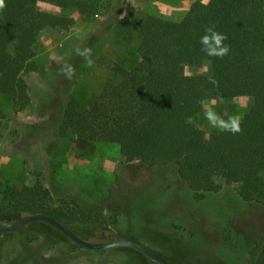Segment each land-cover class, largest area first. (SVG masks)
Listing matches in <instances>:
<instances>
[{"label": "rangeland", "instance_id": "1", "mask_svg": "<svg viewBox=\"0 0 264 264\" xmlns=\"http://www.w3.org/2000/svg\"><path fill=\"white\" fill-rule=\"evenodd\" d=\"M76 1L79 7L64 11L46 2L37 5L74 24L64 35L45 29L38 36L37 69L24 75L28 103L14 106L8 100L12 91L0 88V220H9L2 215L7 207L1 192L28 187L48 191L57 203L75 201L89 219L71 226L82 240L100 242L108 238L103 233L113 234L171 264H249L250 250L264 247V206L243 201L235 186L221 179L226 146L218 139L221 130L204 113L243 118L250 96L207 97L203 111L192 118L202 139L182 140L174 160L165 165L127 162L115 144L81 140L72 131L57 134L63 101L79 86L83 96L100 92L112 80L110 64L138 52L134 27L141 16L178 21L202 0ZM77 47L92 50L91 66L76 55ZM65 62L75 68L71 79L59 71ZM172 71L205 76L208 59ZM0 264L155 263L129 247L78 246L48 224L35 222L0 234Z\"/></svg>", "mask_w": 264, "mask_h": 264}, {"label": "trees", "instance_id": "2", "mask_svg": "<svg viewBox=\"0 0 264 264\" xmlns=\"http://www.w3.org/2000/svg\"><path fill=\"white\" fill-rule=\"evenodd\" d=\"M41 2L61 11L80 6L76 0H5L6 8L0 11V88L12 91L8 100L20 108L29 100L24 75L37 69L38 36L45 29L64 35L74 24L65 15L39 11ZM209 24L227 36L224 43L230 51L223 58L201 51L199 40ZM134 29L140 40L138 52L110 64L112 80L100 92L83 96L79 86L63 101L57 134L72 131L81 140L115 144L127 162L165 165L174 160L182 140L202 139L186 119L203 111L207 97L250 96L243 131L219 132V142L226 146L220 177L235 186L243 201L264 206V0L193 3L178 21L141 16ZM204 58L208 75L172 73ZM209 76L219 81L218 87ZM1 197L7 207L2 215L8 219L43 214L70 229L89 221L75 201L57 203L48 191L8 187ZM249 264H264V247L250 250Z\"/></svg>", "mask_w": 264, "mask_h": 264}, {"label": "clouds", "instance_id": "3", "mask_svg": "<svg viewBox=\"0 0 264 264\" xmlns=\"http://www.w3.org/2000/svg\"><path fill=\"white\" fill-rule=\"evenodd\" d=\"M202 3L206 6L210 3V0H202ZM6 8L5 0H0V11ZM123 18V16H121ZM227 40L226 34L220 33L216 30V26L214 24H209L205 30L204 34L200 37L199 43L201 45V51L205 53L206 56L209 57H218L223 58L228 55L230 51V45L224 43ZM90 48H79L75 49V53L78 56L83 57L88 66L93 64V60L91 59ZM60 73L71 79L75 74V68L70 63L65 62L60 68ZM209 82L219 86V81L214 76H209ZM206 119L214 126L218 127L221 131L230 132L232 134H236L242 132L241 128L242 117L238 114L229 116L227 120H225L222 116L216 114L215 112L208 110L204 113ZM186 123H193V119L191 117L186 119Z\"/></svg>", "mask_w": 264, "mask_h": 264}, {"label": "water", "instance_id": "4", "mask_svg": "<svg viewBox=\"0 0 264 264\" xmlns=\"http://www.w3.org/2000/svg\"><path fill=\"white\" fill-rule=\"evenodd\" d=\"M35 222H43L50 225L51 227L65 235L70 241H72L76 245L90 250H102L114 246H126L138 251L155 264H170L165 259H163L158 253L149 250L148 248L142 246L137 242L129 240H114L110 242H91L82 240L77 237L75 233L65 224L43 214L23 215L14 219L0 220V234L14 233L26 227L27 225Z\"/></svg>", "mask_w": 264, "mask_h": 264}, {"label": "flooded vegetation", "instance_id": "5", "mask_svg": "<svg viewBox=\"0 0 264 264\" xmlns=\"http://www.w3.org/2000/svg\"><path fill=\"white\" fill-rule=\"evenodd\" d=\"M50 226V225H49ZM53 228V227H52ZM108 238L105 241H100V242H110V241H114V240H126V239H120L118 238L116 235H107ZM131 241V240H129ZM135 242V241H133ZM114 247H126V246H114ZM111 248V247H110ZM130 248V247H129ZM138 252V251H137ZM160 255V254H159ZM163 259H165L162 255H160ZM148 259V258H147ZM167 262H169L167 259H165ZM152 262V261H151ZM154 263V262H153ZM170 263V262H169ZM171 264V263H170Z\"/></svg>", "mask_w": 264, "mask_h": 264}]
</instances>
